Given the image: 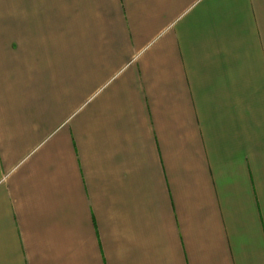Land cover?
Wrapping results in <instances>:
<instances>
[{"label":"crops","instance_id":"obj_1","mask_svg":"<svg viewBox=\"0 0 264 264\" xmlns=\"http://www.w3.org/2000/svg\"><path fill=\"white\" fill-rule=\"evenodd\" d=\"M0 264H264V0H0Z\"/></svg>","mask_w":264,"mask_h":264}]
</instances>
